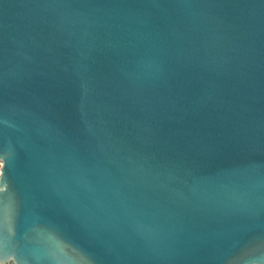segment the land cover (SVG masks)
<instances>
[{"label":"water","instance_id":"obj_1","mask_svg":"<svg viewBox=\"0 0 264 264\" xmlns=\"http://www.w3.org/2000/svg\"><path fill=\"white\" fill-rule=\"evenodd\" d=\"M0 264H264V0H0Z\"/></svg>","mask_w":264,"mask_h":264}]
</instances>
